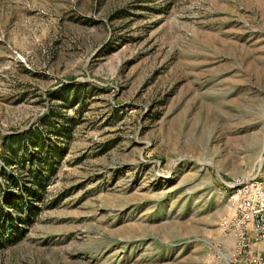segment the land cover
<instances>
[{"label":"rangeland","instance_id":"1","mask_svg":"<svg viewBox=\"0 0 264 264\" xmlns=\"http://www.w3.org/2000/svg\"><path fill=\"white\" fill-rule=\"evenodd\" d=\"M253 178L264 0H0V264H228Z\"/></svg>","mask_w":264,"mask_h":264},{"label":"built area","instance_id":"2","mask_svg":"<svg viewBox=\"0 0 264 264\" xmlns=\"http://www.w3.org/2000/svg\"><path fill=\"white\" fill-rule=\"evenodd\" d=\"M232 251L228 264H264V186L253 178L239 190L228 219Z\"/></svg>","mask_w":264,"mask_h":264},{"label":"trees","instance_id":"3","mask_svg":"<svg viewBox=\"0 0 264 264\" xmlns=\"http://www.w3.org/2000/svg\"><path fill=\"white\" fill-rule=\"evenodd\" d=\"M49 163V162H47ZM48 170L49 171V175L54 173V169H51V164H48ZM37 188L39 191L43 190L44 187V183L42 181V179L38 180L37 184H36ZM16 198L10 194H6L5 191L3 190V186H0V214L3 212L4 210V206L5 205H9L13 202H15ZM17 201V200H16ZM19 203V202H17ZM10 221L13 220V217H11V215L9 216ZM0 227H2V229L5 231L6 229L4 228V224H0ZM1 229V228H0Z\"/></svg>","mask_w":264,"mask_h":264}]
</instances>
